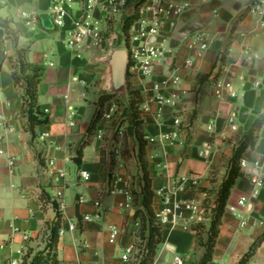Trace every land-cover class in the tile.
Masks as SVG:
<instances>
[{"label": "crops", "instance_id": "1", "mask_svg": "<svg viewBox=\"0 0 264 264\" xmlns=\"http://www.w3.org/2000/svg\"><path fill=\"white\" fill-rule=\"evenodd\" d=\"M55 1L0 0V18L10 21L19 48L29 49L28 62L44 68L39 105L49 117V124L36 128L34 137L28 132L22 116L23 90L12 79L16 49L8 34L0 35V264H21L29 250L45 248L47 225L56 217L54 203L63 216V229L76 227L59 236V264H135L136 254L128 263L123 256L141 242L139 221L132 219L142 207V197L134 203V194L142 190L139 141L133 124H118L120 113L104 117L115 100L105 105L90 130L101 98L109 95L108 70L102 64L106 52L95 46L80 52L65 47L83 0L69 5L64 29L57 28L54 36L44 31L35 18L51 14ZM145 1L130 0L127 16L105 24L110 35L122 38L124 23ZM168 1L186 8L175 27L166 24L163 31L171 53L157 65L151 80L128 78L130 88L142 97L144 140H157L145 148L155 213L166 204L159 192L202 203L205 190H218L235 148L264 113V14L254 11L258 0ZM97 16H102L100 6ZM38 28L43 36H36V42L20 38L32 36ZM196 35L204 36L206 50L189 47ZM170 76L179 77L180 83L166 93L177 94L179 102L175 108H163L152 88ZM219 82L230 86L223 99L214 95ZM175 117L181 120L179 128L173 124ZM174 131L176 139H162ZM243 160L247 168L232 189L209 264H240L264 235V125L255 148L247 150ZM83 171L90 174L89 181L81 178ZM116 175L122 192L112 194ZM255 177L262 187L252 182ZM208 196L214 203L216 197ZM243 198L247 203L240 206ZM194 222L193 213L185 211L178 225L163 226L154 264H178L176 259L195 264L203 251L198 249ZM111 228L120 233L116 244L110 243ZM247 264H264V240Z\"/></svg>", "mask_w": 264, "mask_h": 264}, {"label": "built area", "instance_id": "2", "mask_svg": "<svg viewBox=\"0 0 264 264\" xmlns=\"http://www.w3.org/2000/svg\"><path fill=\"white\" fill-rule=\"evenodd\" d=\"M76 0H56L51 14L53 15L54 22L59 29L66 27V20L68 18V7ZM149 4V5H148ZM100 6L102 16H97V10ZM130 8V0H106L102 3L99 0H83L80 7L78 17L73 21L69 30L68 39L65 47L73 52H80L86 46H95L98 48H106L118 44L121 46V41L124 43V50L129 53V67L128 75H134L142 80H151L155 76L157 65L160 61L168 56L171 52L165 47L164 29L166 24L170 27H175L178 20L182 17L186 8L184 6L175 4L168 0H146L142 8L135 11L138 13V19L132 24L128 32H124L122 38H114L110 35L107 26L111 21L119 16H127ZM254 11L260 15L264 14V0H258L254 5ZM150 15V16H149ZM152 15V17H151ZM127 21V20H126ZM126 23V22H125ZM124 23V27H125ZM187 40H190L188 38ZM189 47H196L204 51L208 48L203 35H196L194 39L189 42ZM247 54L249 53L246 52ZM180 78L177 76H170L163 78L160 82L153 85L155 92V100L161 107L175 108L179 102L177 94L168 96L167 91H171V85H178ZM230 90V86L224 83H217L214 89V95L218 99H223L224 93ZM114 105L109 112H106L104 117L111 119L115 112ZM175 128L181 126L179 118L173 119ZM73 126L74 124L71 123ZM101 135V134H99ZM48 137L45 134L43 138ZM178 137V132L174 131L170 134L163 136L164 141H172ZM157 140L155 138H147V145H153ZM11 166L15 165V160H11ZM259 166V165H257ZM242 170L247 168V162L242 160ZM81 178L84 181L90 180L88 172H82ZM252 182L259 186H263L260 178L255 177ZM121 178L116 175L112 181L111 193L117 194L122 192L119 188ZM204 201L202 203L184 202L176 199L175 194L166 193L165 191L159 192L158 196H165V208L155 213L156 222L162 227L166 225L176 226L183 217L185 211H190L194 215L195 225L205 223L208 221V214L213 203H206L209 200L207 193H204ZM247 200L241 199L240 206H245ZM90 221L89 217L85 218ZM66 231L75 232L76 227L69 225L66 229H61L59 236H63ZM119 230L117 228L110 229V243L116 244L119 237ZM137 254V250L132 247L127 249L123 256V261L128 263L131 261L132 255ZM178 264L182 261L176 259Z\"/></svg>", "mask_w": 264, "mask_h": 264}, {"label": "trees", "instance_id": "3", "mask_svg": "<svg viewBox=\"0 0 264 264\" xmlns=\"http://www.w3.org/2000/svg\"><path fill=\"white\" fill-rule=\"evenodd\" d=\"M144 1V0H143ZM140 9V5L137 7ZM138 19V13L130 16L124 27V32H128L132 24ZM8 34L16 49V59L13 62L12 79L14 85L23 90V109L22 116L27 119L26 128L34 137L36 128L42 125L49 124V117L45 114L39 105V85L43 80L44 68L39 65L31 64L27 60L29 49L19 48L18 34L11 30L10 21L0 18V35ZM128 101L131 110V119L135 129V136L139 141V159L142 172V190L140 194H134V203L137 205L138 198L142 197V207L137 209L134 221H139L140 231L139 238L141 242L138 244L137 254L135 256V264H154L157 256V250L163 241V227L156 222L154 211V196L153 182L149 174V166L146 158L147 143L144 140L143 120L140 119L142 97L138 91H134L129 85ZM112 100L119 101L110 95H105L101 98L98 106L99 110L94 121L91 124L90 130L95 128L96 124L102 117V112L105 105ZM264 125V113L255 121L250 130L246 133L241 142L234 150L232 158L228 162V172L221 186L216 191H206L216 197L213 206L208 214V221L199 223L195 226V231L198 237V249L203 251L202 256L196 260L195 264H209L213 260L214 250L222 225V219L229 202L231 192L237 180L244 175L241 168V162L247 150L254 149L258 134ZM210 199L206 203H210ZM212 203V202H211ZM56 211L55 219L47 225L46 229V245L45 248L34 252L29 250L22 259L21 264H59L57 256V244L59 234L63 228V216L59 211L56 203H54ZM264 240V235L255 241L251 251L240 261V264H247L254 256L256 248Z\"/></svg>", "mask_w": 264, "mask_h": 264}, {"label": "water", "instance_id": "4", "mask_svg": "<svg viewBox=\"0 0 264 264\" xmlns=\"http://www.w3.org/2000/svg\"><path fill=\"white\" fill-rule=\"evenodd\" d=\"M35 21L48 33L57 30L52 14H41L35 18ZM102 64L108 70V94L126 102L129 95V53L123 49L110 50L102 59ZM74 162L77 163V159Z\"/></svg>", "mask_w": 264, "mask_h": 264}, {"label": "rangeland", "instance_id": "5", "mask_svg": "<svg viewBox=\"0 0 264 264\" xmlns=\"http://www.w3.org/2000/svg\"><path fill=\"white\" fill-rule=\"evenodd\" d=\"M42 34L43 33H41V30L38 28L37 32L35 34H33L32 36L25 35V36H20V38H22L23 41L29 40L30 42H33V41L36 42L38 40V38H36V36H43ZM54 35H56V32L51 33L50 36H54ZM50 36L47 37V35H46L45 37L50 38ZM30 42H28V43L30 44ZM104 49H105L106 55L109 53L110 50H113V49H123L124 50V43L121 41V46H119L118 44H114L113 46H108ZM118 99H119V101L115 100V103H114L118 107V110H117V112L114 113V115L120 113L121 115L119 117L118 124H120V126L122 128H129L130 127L129 123L133 124V121L130 117L131 110H130L129 101H128V99L126 102L120 98H118ZM116 102H117V104H116ZM140 112H141L140 119L143 120L142 119V110ZM133 128H134V126H133ZM139 128H144V127H143V125H140ZM71 169L74 171L75 167L73 165H71Z\"/></svg>", "mask_w": 264, "mask_h": 264}]
</instances>
